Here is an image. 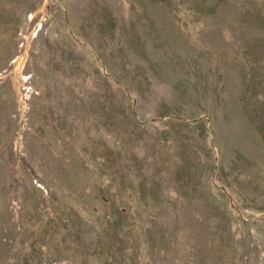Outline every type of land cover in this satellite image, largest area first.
Here are the masks:
<instances>
[{"label": "rangeland", "instance_id": "rangeland-1", "mask_svg": "<svg viewBox=\"0 0 264 264\" xmlns=\"http://www.w3.org/2000/svg\"><path fill=\"white\" fill-rule=\"evenodd\" d=\"M0 264H264V0H0Z\"/></svg>", "mask_w": 264, "mask_h": 264}]
</instances>
